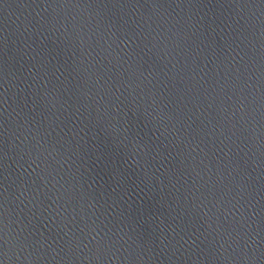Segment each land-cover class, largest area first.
Returning a JSON list of instances; mask_svg holds the SVG:
<instances>
[{
	"label": "water",
	"instance_id": "obj_1",
	"mask_svg": "<svg viewBox=\"0 0 264 264\" xmlns=\"http://www.w3.org/2000/svg\"><path fill=\"white\" fill-rule=\"evenodd\" d=\"M0 264H264V0H0Z\"/></svg>",
	"mask_w": 264,
	"mask_h": 264
},
{
	"label": "clouds",
	"instance_id": "obj_2",
	"mask_svg": "<svg viewBox=\"0 0 264 264\" xmlns=\"http://www.w3.org/2000/svg\"><path fill=\"white\" fill-rule=\"evenodd\" d=\"M5 256L7 257V253H5Z\"/></svg>",
	"mask_w": 264,
	"mask_h": 264
}]
</instances>
